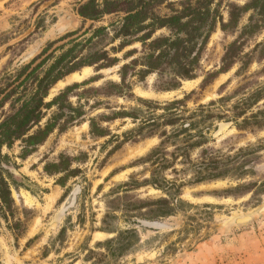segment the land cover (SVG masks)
Segmentation results:
<instances>
[{"label":"rangeland","instance_id":"rangeland-1","mask_svg":"<svg viewBox=\"0 0 264 264\" xmlns=\"http://www.w3.org/2000/svg\"><path fill=\"white\" fill-rule=\"evenodd\" d=\"M87 1L0 0V88L5 86L7 80L16 77L25 65L30 64L25 72L27 74L48 57L42 69L47 68L57 56L70 48V42L76 38L77 41L88 38L94 28L107 27L108 36H111L112 28L109 25L117 24L123 15L115 13L104 15L97 22L84 21L76 10ZM235 1L240 5L246 2ZM96 2L101 4L103 0ZM157 12L167 14L165 4ZM221 12L226 18L224 7ZM245 23L246 18L241 21V24ZM160 34L166 35V32L159 30L154 35ZM234 37L224 35L217 25L201 60L204 72L219 69L224 47ZM263 37L264 33L257 38V42ZM119 42L116 40L110 43L106 39L102 47L100 44L95 47L108 51L111 58L119 61L117 65L99 71L95 70V66L83 67L74 73L89 68L90 73L86 79L53 89L58 82H64L73 73L65 76L49 90L45 102L73 84L87 83V86L74 91L80 93L84 88L99 87L109 80L119 82V67L138 57L141 50V44L134 43L122 51L112 52L110 49L116 48ZM252 48L251 44L245 48V52ZM133 49L137 53L124 60V54ZM263 67L264 59L260 63L254 60L249 66L247 75H252L250 80L255 81L251 88L264 87V73L258 74ZM237 68L238 66H234L230 71L220 74L203 90L199 89L203 79L200 76L194 80L182 81L175 91L155 93L150 88L154 79L152 75L146 79L147 89L135 85L132 93L135 98L165 103L182 99L185 94L196 91L199 94L187 102L185 116L200 105L206 107L204 111L210 108L214 113L224 112L250 92L243 91L244 95H235L225 103L217 102L239 87V79L234 77ZM187 82L191 86L185 84ZM223 85L225 87L220 94L218 91ZM194 99L199 100L194 102ZM87 101L82 99L79 102L84 105L86 112H89L88 106L96 101L101 102L90 117L130 108H140L143 115L148 116L146 109L141 108L136 101L101 97L89 98ZM211 101L215 104L208 107ZM69 102L73 106L78 105L77 97L73 95ZM263 102L258 106H262ZM86 103L88 104L85 105ZM7 108L8 104H5L0 109V118ZM162 112L158 110L155 114ZM252 112H256V108ZM223 122L225 121L214 120L208 131L204 129L209 125L208 122L199 126L203 128L209 146L217 145L229 137H233L232 143L236 146L264 138V131L256 134L248 130L239 132L233 123L216 131L215 127ZM83 124L73 126L60 135L54 132L24 161L17 158L19 143L11 150L2 147L1 155L7 154L11 162L18 166L12 172L18 189L10 185V192L19 211L14 213L13 218L9 217L8 221L0 215V264H264V213L241 224H230L234 218L252 215L264 206V188H255L256 192L253 190L242 197L220 194L221 191L236 187L238 183L263 182L264 150L259 153V159L253 166V178L242 182L216 181L195 188H185L180 199L195 208L182 206L174 216L150 220L149 207L133 208L139 206L140 202L166 196L150 186L125 192L120 185L128 181L131 175L137 174L136 179L139 181L149 177L148 173H141L142 167L128 166L157 146L158 138H150L138 144L125 143L117 147L123 140V134L138 126L139 120L133 123L131 119L125 118L116 119L111 124L104 123L103 126L109 128L110 134L117 137L110 142V136L93 140L88 134V123ZM59 154L85 158L84 163L75 161L71 165V168L79 169V173L66 179L63 184L56 182L65 174L47 176L43 172L44 164ZM25 197L30 200L29 204L25 202ZM124 205L131 209L123 211L121 208ZM204 205L211 207H203ZM21 207L27 211L23 212ZM14 222L17 225L12 230ZM152 223H159L161 226L147 225ZM130 230L134 234L118 239L120 232ZM110 239L118 240L110 246L106 245L105 242Z\"/></svg>","mask_w":264,"mask_h":264},{"label":"trees","instance_id":"trees-1","mask_svg":"<svg viewBox=\"0 0 264 264\" xmlns=\"http://www.w3.org/2000/svg\"><path fill=\"white\" fill-rule=\"evenodd\" d=\"M163 4L168 13L161 15L157 9ZM223 7L226 18L221 12ZM76 12L84 21L92 22L99 21L104 15L121 13L123 16L117 24L109 25L112 28L111 36H108L107 27L94 28L88 38L81 41L76 38L70 42V48L57 56L47 68L42 69L48 57L27 74L25 72L30 64L25 65L16 77L7 80L5 86L0 88V109L8 104L0 118V215L5 221L9 217L13 218L14 213L19 211L10 192V185L18 189L12 174L18 166L11 162L7 154L1 155L2 147L11 150L19 143L17 158L24 161L54 132L60 135L85 122L88 123V134L93 140L110 136V142L117 137L110 134L109 128L103 126L104 123L111 124L116 119L125 118L131 119L133 123L139 120L138 126L123 134V140L117 147L125 143L138 144L150 138H158L157 146L128 166L142 167L141 173H148L149 177L139 181L136 179L137 174L131 175L128 181L120 185L125 192L150 186L166 196L140 202L139 206L133 208L149 207L150 220L174 216L182 206L195 208L180 199L185 188H195L216 181L242 182L253 178V166L259 159V153L264 150V138L236 146L232 143L233 137H229L217 145L209 146L203 128L199 126L208 122L209 125L204 128L208 131L214 120H224L225 122L215 127L216 131L232 123L239 132L248 130L256 134L264 131V102L262 106H258L264 101V87L251 88L255 81L250 80L252 75H247L254 60L260 63L264 59V37L257 42V38L264 33V0H246L243 5L235 0H103L101 4L96 0H88L80 4ZM244 18L246 23L241 24ZM217 25L224 35L235 37L224 47L219 69L204 72L201 60ZM91 28L92 26L89 30ZM159 30H164L166 35L155 36ZM106 39L110 43L120 41L116 48L110 49L112 52L122 51L134 43L141 44L138 57L119 67V82L109 80L99 87L84 88L80 93L74 91L87 86V83L73 84L45 102L49 90L65 76L86 66H95V70L99 71L118 64L119 61L111 58L104 48L95 49L98 44L102 47ZM251 44L252 50L245 52V48ZM136 53L135 49L129 50L123 58L128 60ZM234 66H238L234 77L239 79L240 85L231 95L222 96L217 102L225 103L235 95H244L247 90L250 92L224 112L214 113L210 108L204 111L206 107L200 105L185 116L187 102L199 94L196 91L185 94L182 99L165 103L135 98L132 93L135 85L147 89L146 79L152 75L154 79L150 88L155 93L175 91L182 81L194 80L200 76L203 79L199 89L203 90L220 74L230 71ZM263 73L264 67L258 74ZM24 74V78H21ZM224 87L225 85L220 87V94ZM71 95L77 97V106L69 102ZM100 97L136 101L141 108L146 109L148 116L145 117L140 108H130L90 117L101 102L96 101L88 106L89 112L79 102L82 99L87 101L89 98ZM214 104L211 101L207 106L212 107ZM253 108H256L254 113ZM158 110L163 112L156 115ZM238 120L240 121L237 122ZM75 161L84 163L85 158L59 154L44 164L43 172L47 176L65 174L56 182L63 184L69 177L78 175L79 169L71 168ZM255 188L262 190L264 181L259 184L256 181L238 183L236 187L221 191L220 194L242 197ZM256 191L257 189L254 190ZM20 209L27 211L22 207ZM121 209L129 211L131 208L124 205ZM13 225L12 230L17 222ZM130 234L134 232H120L118 239ZM118 239H110L105 243L110 246Z\"/></svg>","mask_w":264,"mask_h":264},{"label":"bare ground","instance_id":"bare-ground-1","mask_svg":"<svg viewBox=\"0 0 264 264\" xmlns=\"http://www.w3.org/2000/svg\"><path fill=\"white\" fill-rule=\"evenodd\" d=\"M89 73H90V69L89 68L82 69V71L80 73H73V74L69 75L65 79L64 82L63 81L62 82H58L53 89L59 88L61 86L69 85L71 83L81 82V81H83L84 79H86L88 77ZM185 84H188V86H191L190 82L189 83L187 82ZM83 126H85V124H83ZM25 202H27L29 204L30 200L27 197H25ZM245 217H249V216H245Z\"/></svg>","mask_w":264,"mask_h":264},{"label":"water","instance_id":"water-1","mask_svg":"<svg viewBox=\"0 0 264 264\" xmlns=\"http://www.w3.org/2000/svg\"><path fill=\"white\" fill-rule=\"evenodd\" d=\"M261 213H264V206H262L261 208H259L257 211H255L252 215H249V217H244V216H240V217H236L234 218L230 224L232 225H237V224H241L243 222H247L248 220H250L252 217L254 216H259ZM150 227H160L161 225L159 223H152V224H147Z\"/></svg>","mask_w":264,"mask_h":264}]
</instances>
